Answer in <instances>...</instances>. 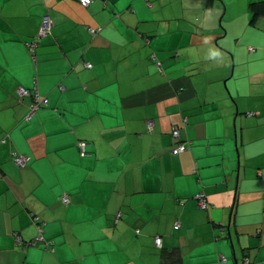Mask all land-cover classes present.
<instances>
[{"label":"crops","instance_id":"obj_1","mask_svg":"<svg viewBox=\"0 0 264 264\" xmlns=\"http://www.w3.org/2000/svg\"><path fill=\"white\" fill-rule=\"evenodd\" d=\"M256 2L0 0V264H264Z\"/></svg>","mask_w":264,"mask_h":264},{"label":"built area","instance_id":"obj_2","mask_svg":"<svg viewBox=\"0 0 264 264\" xmlns=\"http://www.w3.org/2000/svg\"><path fill=\"white\" fill-rule=\"evenodd\" d=\"M78 1L81 5H87L88 3H90L91 0H76ZM50 26H51V19L49 17V15L45 14L42 16V19H41V24H40V27H39V30H38V33L36 34V36L30 41L28 42L27 46H28V49L30 51V53L32 54V56H34V51H35V48L37 46V38L38 37H42L44 36L45 34H47L50 30ZM91 32L94 33L96 32V29H91ZM87 66H90L89 64H86ZM31 93V92H30ZM29 91L27 89H25L24 87H19L18 90H17V94L19 97H21L22 95H26V94H30ZM34 97L36 99V101H34L32 104H31V112L35 111L39 106L40 104L41 105H44L46 104V99H40L36 94H34ZM171 134L174 138L177 139L178 141V145L176 148H174L172 150V153L176 154L184 149H187V143H185L184 141H179L180 140V134H179V129L178 127H173L171 129ZM78 146L81 150L82 153L85 152V149H86V143L84 141H80L78 143ZM27 157L26 155H21V154H15L13 156V161L14 163L18 166V167H22L26 164V161H27ZM61 201L63 204H67L69 202V197L67 194H63L61 196ZM196 201H197V204L200 208H209L211 207L210 203L207 201L206 199V196L203 194V193H198L196 195ZM177 227V225H176ZM40 228V227H39ZM41 230V228H40ZM16 241L17 242H21V238L18 236L16 237ZM37 241H43L44 243V246L48 247L49 246V242L46 241L45 239H43L42 237V234L39 233L37 236H36V242ZM154 242H155V245L160 247L161 246V237H155L154 239ZM49 248V247H48ZM26 264H32V263H26Z\"/></svg>","mask_w":264,"mask_h":264},{"label":"trees","instance_id":"obj_3","mask_svg":"<svg viewBox=\"0 0 264 264\" xmlns=\"http://www.w3.org/2000/svg\"><path fill=\"white\" fill-rule=\"evenodd\" d=\"M251 8L256 11V14L264 13V3H259V2L252 3Z\"/></svg>","mask_w":264,"mask_h":264},{"label":"clouds","instance_id":"obj_4","mask_svg":"<svg viewBox=\"0 0 264 264\" xmlns=\"http://www.w3.org/2000/svg\"><path fill=\"white\" fill-rule=\"evenodd\" d=\"M220 55V53L219 52H213L212 53V56L215 58V57H218Z\"/></svg>","mask_w":264,"mask_h":264}]
</instances>
